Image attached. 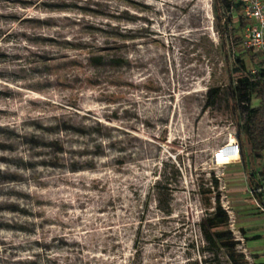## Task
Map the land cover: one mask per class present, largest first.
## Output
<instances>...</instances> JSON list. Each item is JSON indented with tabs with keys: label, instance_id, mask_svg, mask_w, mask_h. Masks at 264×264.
I'll return each mask as SVG.
<instances>
[{
	"label": "rangeland",
	"instance_id": "374dc122",
	"mask_svg": "<svg viewBox=\"0 0 264 264\" xmlns=\"http://www.w3.org/2000/svg\"><path fill=\"white\" fill-rule=\"evenodd\" d=\"M232 70L214 0H0V264H232L199 227L215 179L245 264L264 262L242 156L218 158L245 142Z\"/></svg>",
	"mask_w": 264,
	"mask_h": 264
},
{
	"label": "trees",
	"instance_id": "16d2710c",
	"mask_svg": "<svg viewBox=\"0 0 264 264\" xmlns=\"http://www.w3.org/2000/svg\"><path fill=\"white\" fill-rule=\"evenodd\" d=\"M241 12V4L238 0H214V15L222 46L232 58V72L239 74L236 81L232 80L231 93L235 106L241 113L240 136H243L245 140L241 144V156L247 185L252 197L258 200L264 209V60H259L254 51L243 46L244 29L252 22L244 19ZM234 14H238L237 21L233 19ZM120 15L122 17H117L118 22H137L138 20L131 16L128 11L122 12ZM108 26L111 27V25ZM120 26L115 25L111 28L112 35L117 42L125 43L137 38L131 36L127 29H122ZM103 32L106 35L109 34L108 31ZM260 52L263 53L264 51ZM89 62L90 66L95 69L102 64L98 58H91ZM111 63L122 66L123 61L115 60L114 62L113 60ZM90 82L93 87L100 84L98 79H90ZM254 100H259V104L254 105ZM240 140L242 141L241 137ZM219 184V181L215 179L212 185L216 192L214 197L216 206L214 208L211 207L212 205L210 206L213 210H208L205 213L199 227L208 246L225 249L232 264H245V256L240 254L237 249L240 243L236 240L229 226V213L221 205ZM161 185L162 183H159L158 186ZM160 189L163 194L166 192L165 188ZM158 205L164 213H171L170 199L160 197L158 198ZM254 239H259V237ZM259 258L257 257V260ZM195 264L200 263L196 262ZM259 264H264V262Z\"/></svg>",
	"mask_w": 264,
	"mask_h": 264
},
{
	"label": "built area",
	"instance_id": "2783aa9c",
	"mask_svg": "<svg viewBox=\"0 0 264 264\" xmlns=\"http://www.w3.org/2000/svg\"><path fill=\"white\" fill-rule=\"evenodd\" d=\"M238 1L241 4V16L252 22L244 29L243 46L254 52L264 51V0ZM233 19L237 21L238 14H234ZM230 144L231 148L229 155L237 157V159L234 160H240L242 147L238 137H232ZM221 153L222 152L219 153L218 158L223 156ZM260 207L264 210L262 206Z\"/></svg>",
	"mask_w": 264,
	"mask_h": 264
},
{
	"label": "bare ground",
	"instance_id": "6f19581e",
	"mask_svg": "<svg viewBox=\"0 0 264 264\" xmlns=\"http://www.w3.org/2000/svg\"><path fill=\"white\" fill-rule=\"evenodd\" d=\"M230 148H231V144L229 141L228 145L225 146L223 149H221L222 150L221 154L223 155L222 157H220L221 160L219 161L221 164H228V163H230L231 160L237 159V157L229 155ZM218 152L220 153V151H218ZM224 155H226V156H224Z\"/></svg>",
	"mask_w": 264,
	"mask_h": 264
}]
</instances>
